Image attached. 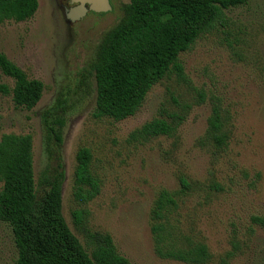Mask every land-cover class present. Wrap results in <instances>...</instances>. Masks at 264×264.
I'll return each mask as SVG.
<instances>
[{
  "label": "rangeland",
  "instance_id": "374dc122",
  "mask_svg": "<svg viewBox=\"0 0 264 264\" xmlns=\"http://www.w3.org/2000/svg\"><path fill=\"white\" fill-rule=\"evenodd\" d=\"M126 2L111 0L107 12L66 21L64 0H38L31 18L0 22V52L44 84L29 110L0 91V137L31 134L37 183L62 163V213L84 246L86 231L107 233L131 264H190L156 250L151 210L166 190L176 197L167 214L174 238L204 242L211 254L207 264H222L235 242L239 248L225 264H264V0L225 9L223 24L180 53L183 78L171 74L154 84L133 115L95 118L94 84L89 93L80 91L78 72ZM12 83L0 71V84ZM66 87L76 93L56 147L46 137L43 116ZM199 92L205 96L201 102ZM213 98L220 101L229 134L224 149L204 137ZM180 104L190 107L174 134L139 142L129 137L145 121L166 117ZM80 147L92 153L90 168L100 183L99 193L86 203L72 194ZM74 210L87 212L83 227L75 225ZM15 258L10 229L0 221V264H15Z\"/></svg>",
  "mask_w": 264,
  "mask_h": 264
},
{
  "label": "trees",
  "instance_id": "16d2710c",
  "mask_svg": "<svg viewBox=\"0 0 264 264\" xmlns=\"http://www.w3.org/2000/svg\"><path fill=\"white\" fill-rule=\"evenodd\" d=\"M111 2V0H110ZM246 0H128L122 15L98 43L93 57L79 69L76 87L89 93L94 84L95 118L122 120L142 105L148 91L161 79L175 74L183 78L181 52L188 50L217 23L223 24L225 9ZM38 0H0V22L31 18ZM94 13V12H92ZM103 13V12H101ZM0 71L13 80L12 86L0 84V91L10 94L14 105L32 109L42 96L44 84L29 78L17 64L0 52ZM73 94L76 93L72 90ZM64 88L53 106L43 116L46 137L62 143L64 114L72 99ZM198 101L204 100L199 92ZM204 133L216 149L227 145L228 132L220 101L213 98ZM167 116H155L129 134L134 141H146L159 135H172L185 119L189 104ZM73 196L81 203L96 197L99 179L91 171L92 153L87 147L76 152ZM61 162L35 181L33 139L31 134L4 133L0 137V221L12 234L16 249L15 264H131L119 254L107 233L86 231V246L69 228L62 213ZM182 186L187 183L182 180ZM173 192L161 190L154 201L152 231L159 255L190 264H207L211 254L204 242L174 238L167 214L176 206ZM76 226L83 227L87 212H72ZM256 220H261L257 218ZM238 242L227 251L221 263H227L238 250Z\"/></svg>",
  "mask_w": 264,
  "mask_h": 264
},
{
  "label": "water",
  "instance_id": "95a60500",
  "mask_svg": "<svg viewBox=\"0 0 264 264\" xmlns=\"http://www.w3.org/2000/svg\"><path fill=\"white\" fill-rule=\"evenodd\" d=\"M75 5L65 8L66 21H76L82 18L87 12H107L112 9L110 0H69Z\"/></svg>",
  "mask_w": 264,
  "mask_h": 264
},
{
  "label": "flooded vegetation",
  "instance_id": "af4514ba",
  "mask_svg": "<svg viewBox=\"0 0 264 264\" xmlns=\"http://www.w3.org/2000/svg\"><path fill=\"white\" fill-rule=\"evenodd\" d=\"M73 5H75V3H71L69 0H64V3L62 5L63 11L65 10V8L67 9L68 7H71Z\"/></svg>",
  "mask_w": 264,
  "mask_h": 264
}]
</instances>
